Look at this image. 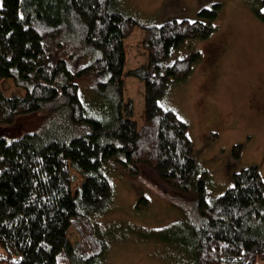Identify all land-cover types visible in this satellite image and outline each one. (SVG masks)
Here are the masks:
<instances>
[{
	"label": "trees",
	"instance_id": "16d2710c",
	"mask_svg": "<svg viewBox=\"0 0 264 264\" xmlns=\"http://www.w3.org/2000/svg\"><path fill=\"white\" fill-rule=\"evenodd\" d=\"M221 8L198 21L143 28L147 63L128 74L144 86V122L123 95L125 39L140 25L115 0H0V127L40 114L34 133L0 137V264H99L105 248L89 215L111 194L108 173L153 170L167 187L193 193L191 219L179 239L194 264H264V181L256 167L232 175L221 196L207 195L187 126L159 105L171 82L186 81L199 52L171 60L188 41L207 40ZM264 0L254 16L264 23ZM201 20L206 21V23ZM91 87L79 91L78 80ZM242 147L233 149L238 159ZM71 170L82 183L73 192ZM79 241L72 246L68 231Z\"/></svg>",
	"mask_w": 264,
	"mask_h": 264
},
{
	"label": "rangeland",
	"instance_id": "374dc122",
	"mask_svg": "<svg viewBox=\"0 0 264 264\" xmlns=\"http://www.w3.org/2000/svg\"><path fill=\"white\" fill-rule=\"evenodd\" d=\"M115 2L140 23L124 41L123 71L124 99L132 100L138 126L144 122V86L128 72L147 63L141 47L143 28L173 20L198 21L200 10L221 5L207 40L188 41L172 52L171 60L187 58L193 52H199L201 60L186 81L168 85L159 105L187 126L200 172L208 175L209 198L231 188L232 175L242 169L256 167L264 181V23L253 14L259 0ZM91 81L78 80L79 91L90 90ZM0 91L7 97L24 95L9 79L0 81ZM41 123L38 113L20 116L13 125L0 127V137L6 141L20 138L36 132ZM237 145L242 150L234 159ZM71 175L74 192L83 178L74 170ZM108 179L109 199L89 215L105 248L99 264H194L188 249L178 242L191 219L192 192L170 189L146 166L140 167L136 177L116 170L108 173ZM68 239L72 246L79 241L72 229Z\"/></svg>",
	"mask_w": 264,
	"mask_h": 264
}]
</instances>
